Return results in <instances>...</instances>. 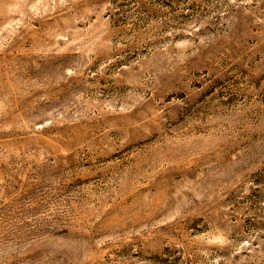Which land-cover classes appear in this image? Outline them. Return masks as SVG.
Masks as SVG:
<instances>
[{
	"label": "rangeland",
	"instance_id": "1",
	"mask_svg": "<svg viewBox=\"0 0 264 264\" xmlns=\"http://www.w3.org/2000/svg\"><path fill=\"white\" fill-rule=\"evenodd\" d=\"M0 264H264V0H0Z\"/></svg>",
	"mask_w": 264,
	"mask_h": 264
}]
</instances>
